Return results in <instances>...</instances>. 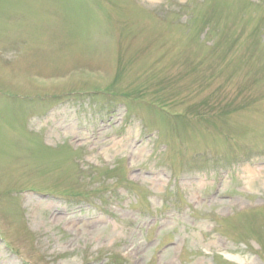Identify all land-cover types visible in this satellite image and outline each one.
I'll list each match as a JSON object with an SVG mask.
<instances>
[{
    "label": "rangeland",
    "instance_id": "rangeland-1",
    "mask_svg": "<svg viewBox=\"0 0 264 264\" xmlns=\"http://www.w3.org/2000/svg\"><path fill=\"white\" fill-rule=\"evenodd\" d=\"M149 1L0 0V264H264V159L210 161L264 149V4Z\"/></svg>",
    "mask_w": 264,
    "mask_h": 264
},
{
    "label": "bare ground",
    "instance_id": "bare-ground-1",
    "mask_svg": "<svg viewBox=\"0 0 264 264\" xmlns=\"http://www.w3.org/2000/svg\"><path fill=\"white\" fill-rule=\"evenodd\" d=\"M251 174H252V176H254V175H256L257 173H254V174H253V173H251Z\"/></svg>",
    "mask_w": 264,
    "mask_h": 264
}]
</instances>
